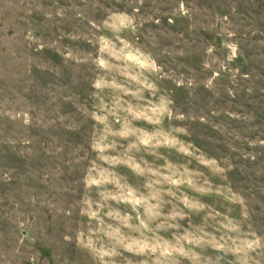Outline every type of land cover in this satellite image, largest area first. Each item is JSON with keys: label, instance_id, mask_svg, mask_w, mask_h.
<instances>
[{"label": "rangeland", "instance_id": "obj_1", "mask_svg": "<svg viewBox=\"0 0 264 264\" xmlns=\"http://www.w3.org/2000/svg\"><path fill=\"white\" fill-rule=\"evenodd\" d=\"M0 264H264V0H0Z\"/></svg>", "mask_w": 264, "mask_h": 264}]
</instances>
